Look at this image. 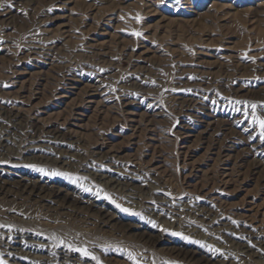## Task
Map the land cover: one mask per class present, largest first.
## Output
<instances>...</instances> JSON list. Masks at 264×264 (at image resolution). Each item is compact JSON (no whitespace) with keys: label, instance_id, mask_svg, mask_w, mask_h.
<instances>
[{"label":"rangeland","instance_id":"rangeland-1","mask_svg":"<svg viewBox=\"0 0 264 264\" xmlns=\"http://www.w3.org/2000/svg\"><path fill=\"white\" fill-rule=\"evenodd\" d=\"M72 1L0 0V100L15 102L44 123L75 131L83 139L81 153L87 159L97 145L126 156L125 162L160 166L171 194L162 193L178 203L176 212L183 207L182 200L190 198L201 199L220 213L221 221L206 224L179 217V232H166L164 238L183 241L192 228L190 237L195 239L183 241L188 245L223 256L227 264H259V260L264 264V251L258 253V260L248 254L238 256L224 238L232 231H226L228 221H235L240 237L241 228H253L264 236V181L251 168L254 160L264 165V142L259 129L244 117L251 103L264 115V108L259 107L264 104V0ZM95 44L101 47L91 49ZM12 76L16 82H9ZM65 80H71L73 90L64 85ZM94 86H99L94 100L101 106L84 110L86 93ZM60 95L67 96V101L59 99ZM122 98L123 104H130L123 106V113ZM187 101L193 110H185ZM127 112L137 114L136 125L126 118ZM186 135L191 138L184 144ZM216 151H228L232 158L234 172L227 185L222 167L206 158L208 152ZM35 166L0 164V183L6 182L5 190L12 188L11 195H0V199L6 197L4 209L21 204L13 190L15 182L31 178H21L25 171L40 185L57 187L56 180L62 185L69 181L52 174L64 173L60 170ZM72 180L69 185L74 191L86 193L85 180ZM89 196L107 202L112 213L131 216L132 225L146 221L143 212L122 211L120 196L105 191ZM38 204L60 217L70 212L47 200ZM117 228L103 227L105 236L98 238L100 242L107 241L110 232L118 233ZM69 230L60 233L65 237ZM209 240L219 242V251L208 246ZM132 241L105 247L100 254L110 264H148V260L136 259L139 253L135 257L126 251ZM163 245L171 247L170 241ZM161 248L149 247L145 252L161 264L167 260ZM129 253L135 260L129 259ZM168 264L198 263L178 259Z\"/></svg>","mask_w":264,"mask_h":264},{"label":"bare ground","instance_id":"bare-ground-1","mask_svg":"<svg viewBox=\"0 0 264 264\" xmlns=\"http://www.w3.org/2000/svg\"><path fill=\"white\" fill-rule=\"evenodd\" d=\"M54 1L61 2V0ZM72 2L76 3L77 0ZM61 45L63 46L62 43ZM98 47H101V44H95L90 48L96 50ZM12 75L18 76L19 73H12ZM15 76L10 77L9 82H16ZM65 81L66 84L64 85L73 90L71 80ZM97 87L94 86L91 91L86 93L84 110L101 106L99 101L95 103L94 100L98 96ZM261 93L264 96V89ZM58 98L63 101L68 99L65 95H60ZM129 105V103L123 104L122 98L120 111L123 113V106L128 107ZM185 110H193L188 101L185 104ZM126 114L129 122L135 123V125L139 122L134 119L136 113L127 112ZM77 116L84 117L83 114ZM43 121L34 117L32 112L27 111V109L24 110L15 102L7 103L0 100V164L37 165L60 170L68 173L74 180L76 177L82 178V181L85 180L87 182L84 187L85 190L82 187L80 189L86 193L74 191L75 188L69 185L73 180L68 177L66 179L69 181L64 183V186L60 184L62 183L60 180H56L57 187H52L53 184L50 186L40 185L32 175L25 171V175H22L21 178L23 176H31V178L23 183L15 182V190H13V196L21 200L19 207H11L12 209L6 210L3 203L6 197L0 199V225H5V227L0 228V260H3L4 264H97L91 256L86 257L75 251L76 248H87L92 255L98 257L100 264H110L100 253H104V248L108 246H126V244H130L129 239L133 241L126 251L133 252L135 257H137L136 253H139V259L136 258L139 262H147L148 260V264H159L151 252L148 251L149 254L145 252L146 248L154 249L155 246L162 247L161 250H166L167 260L161 264H168L178 259L187 262L195 260V263L198 264H209L210 262L212 264H227L229 262L223 256L210 255L202 248L183 242L195 239V237H190L191 233L194 232L192 228L185 232L183 241L181 238L175 237L164 238L166 232H179L178 230L181 228L179 217L182 216L201 224L221 220L218 219L220 216L218 210L207 207L201 199H180L184 204L176 212L175 206L178 203L176 204L166 194L162 193V191L169 192L170 189L166 186L167 175L159 171L160 166H155V163L152 162L145 164V166L134 162H125L123 160L126 156H119L118 152L111 150L105 151L103 147L97 145L88 152L89 157L87 159L81 153L83 139L80 135L77 136L75 131H65L60 126ZM190 138V135L184 136V144ZM213 157L215 158L213 159ZM206 158L208 161L213 160L214 164L222 167L223 184H229L234 168L228 151L208 152ZM252 163L251 168L264 181L263 163L261 164L259 160H254ZM95 166L99 169H95ZM140 171L143 172L141 175L139 174ZM5 183V181L0 183V195L2 197L9 196L12 192V188L5 190L3 186ZM99 190L120 196V199L124 201L123 208L128 209L130 213L141 215L143 212L145 223L132 225L130 224L131 216L124 217L125 215L122 216L119 212L112 213L109 211L111 206L107 202L104 201L103 203V200H95L89 196V194H95ZM169 193L171 194V192ZM147 197L149 198L147 199ZM145 198L150 202H147L146 206L143 205ZM41 200H47L57 207L67 208L70 212L63 213L64 217L50 214L49 212L53 211L44 210L45 204H38ZM262 201L264 204V198ZM54 206L47 207L55 210ZM261 207L264 208V205ZM186 209L187 213L185 212ZM77 218L84 225L82 222L75 225ZM126 221L129 224H123ZM225 226H228L226 231L232 230L229 232V236H224L231 251L238 256L248 254L250 259L257 258L258 260V253L264 251V236L252 230L253 228L248 230L241 228L240 237L239 234L235 233L237 224H231L228 221V225ZM103 227H109L111 231H114L113 228L116 227L118 233L110 232L107 241L102 243L98 238L104 239L102 237L105 236ZM66 229L70 230L66 234L67 236L63 237L60 232ZM188 232L189 234H187ZM127 233L133 234L127 238L125 237ZM201 238L205 241L204 236ZM60 241H64V243H60ZM94 241L97 242L93 243ZM168 241H170L171 247L163 245ZM68 245L72 247L69 248ZM208 246L217 249L219 242L214 244L213 240H209ZM121 253L123 254V252ZM258 263L263 264L260 260Z\"/></svg>","mask_w":264,"mask_h":264},{"label":"snow or ice","instance_id":"snow-or-ice-1","mask_svg":"<svg viewBox=\"0 0 264 264\" xmlns=\"http://www.w3.org/2000/svg\"><path fill=\"white\" fill-rule=\"evenodd\" d=\"M178 2V0H177ZM162 3H163V0H162ZM137 20H139V17H137ZM133 35L135 36H140L142 35L141 33H138V32H134ZM154 83V82H153ZM236 103H244L245 105H248V102H241V101H236ZM248 107H250V112L247 110L244 111V117L246 120H250V123L251 125L253 126V128H258L259 129V138L262 142H264V115H259L257 113V108H258V105L256 103H251L250 105H248ZM259 107H262L264 108V104H261L259 105ZM247 131V129H245ZM30 167H36L35 165H30ZM38 171L40 172H44L45 169L43 168H39ZM53 175H62V176H65V177H68L69 179H73L68 173H59V172H56V173H52ZM76 180H79V179H82V178H75ZM99 191H102V190H99ZM117 207H120L119 205H117ZM122 211H129L128 209H121ZM235 223V221H234ZM5 227V225H0V228H3ZM9 228L11 226H8ZM174 235H180L179 233H174ZM187 238V237H185ZM60 243H64V241H60ZM69 248H71L72 246L71 245H68ZM75 251H78L80 252L83 256H91V258L93 260H96L97 264H100V261L98 259V257L92 255V253H90L88 251L87 248H76L74 249ZM215 251H219V249H215ZM129 259H132V260H135V257L132 256L131 253H129ZM0 264H4V261L3 260H0Z\"/></svg>","mask_w":264,"mask_h":264}]
</instances>
